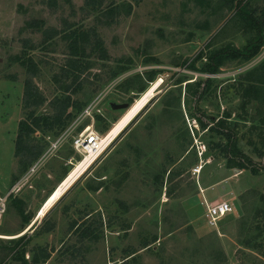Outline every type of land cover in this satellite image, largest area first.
<instances>
[{
    "label": "rangeland",
    "instance_id": "1",
    "mask_svg": "<svg viewBox=\"0 0 264 264\" xmlns=\"http://www.w3.org/2000/svg\"><path fill=\"white\" fill-rule=\"evenodd\" d=\"M90 2L0 0V192L28 172L29 149L47 152L62 139L0 223V264H264V168H228L234 156L218 124L225 120L261 167L264 105L243 106L240 85L264 61V47L215 71L220 52L242 50L255 35L240 4ZM246 4L264 21V0ZM159 79L156 96L35 223L83 160L74 138L88 128L108 134L127 113L108 104L132 108ZM27 83L42 101L32 96L26 105ZM97 101L93 118H83ZM23 120L34 133L16 156ZM221 200L233 210L214 227L204 203Z\"/></svg>",
    "mask_w": 264,
    "mask_h": 264
},
{
    "label": "trees",
    "instance_id": "2",
    "mask_svg": "<svg viewBox=\"0 0 264 264\" xmlns=\"http://www.w3.org/2000/svg\"><path fill=\"white\" fill-rule=\"evenodd\" d=\"M90 1L91 0H86V4L90 5L91 4ZM227 1L228 3L231 4L238 1L237 4H240L238 5L239 6L238 12L242 16L243 20H245L250 25L252 30L255 32V35L248 41L247 45L242 50L232 49L230 51L220 52L216 56L215 71L224 62L228 60H236L241 58L244 59L245 61H249L255 58L257 55H259L261 49L264 47V21H260V18L254 15V12L248 8L247 4L241 5V2H243L244 0H227ZM128 6H129L128 13H130L132 10V5H128ZM74 51H75L74 55L77 56L78 54L77 44H75L74 46ZM244 80L247 82V85H240L242 89L241 97L243 99V106L250 104L252 102L261 103L260 104L261 106L264 105V61L261 63V65L258 68L249 72ZM25 88L26 90L24 92V95L27 96V100L25 101L27 106H30V104L29 105L27 104L28 98L30 99L31 103L36 102V101H31L32 96L36 97V100L38 97H39V101L43 100L38 91H33L34 88L31 86L30 83H27ZM143 93L141 97L144 95ZM39 104H41V102L36 103V105ZM29 117L32 118L34 125H38L42 120L41 117H36L34 115H31ZM67 118H70V115H68ZM218 124L225 130L223 136L228 140L229 151L234 156L231 157V159H228V168L230 169L239 168L241 170H250L254 175L259 174L262 168H264V134L261 135L260 138V147L256 149L258 157L262 160L261 167H257L249 157H247L239 150L238 142H237L238 133L227 128L225 120L223 119H220ZM34 125L28 123L27 120H23L19 123V134L17 137L16 149H15L16 156L22 152L21 145L24 143V140L30 137L34 133V127H32ZM203 127L205 128L206 125H203ZM46 149L43 146L37 147L36 150L29 149V158L27 164H25V167L30 168L32 165H34L43 156V154L46 152ZM235 156L238 158V161H235L234 159ZM19 212L22 216L24 215V212L21 209H19ZM24 220L27 223L30 221L27 218H24ZM50 230L51 229H48L47 231ZM32 264H36V261H34Z\"/></svg>",
    "mask_w": 264,
    "mask_h": 264
},
{
    "label": "built area",
    "instance_id": "3",
    "mask_svg": "<svg viewBox=\"0 0 264 264\" xmlns=\"http://www.w3.org/2000/svg\"><path fill=\"white\" fill-rule=\"evenodd\" d=\"M99 101L91 103L82 115L83 118H93L94 112L97 110ZM88 132V133H87ZM62 139L51 143L50 148L44 154L43 158L32 165L28 172L22 176L15 184L7 189L6 192H0V223L7 216L12 200L18 196L25 188L31 187L30 182L32 177L36 174L38 169L43 163V159L53 153H55L60 147ZM72 148L80 155L83 159L95 155H100L106 148L103 147V136L96 131H85L74 138L72 142ZM194 174L200 173V168H195ZM208 220L211 226L216 227L218 221L231 213L233 208L228 201H217L208 203L205 201Z\"/></svg>",
    "mask_w": 264,
    "mask_h": 264
},
{
    "label": "bare ground",
    "instance_id": "4",
    "mask_svg": "<svg viewBox=\"0 0 264 264\" xmlns=\"http://www.w3.org/2000/svg\"><path fill=\"white\" fill-rule=\"evenodd\" d=\"M163 84V80L159 79L157 82L149 88L144 95L139 98L134 106L130 108L127 113L123 116V118L115 124L112 130L105 136H103V147L108 148L112 142L118 137V135L130 124V122L136 117L138 112L146 106L157 94L161 85ZM90 128L87 129L89 131ZM91 131V130H90ZM103 153V152H102ZM98 158V155L86 157L81 162H79L73 170L66 177L64 182L58 187L55 193L46 201L43 205L42 209L38 214V218L41 219L44 215L49 211L55 201L70 187L72 186L82 174L91 166V164ZM218 225V224H217ZM217 227V226H216ZM1 237V236H0Z\"/></svg>",
    "mask_w": 264,
    "mask_h": 264
},
{
    "label": "crops",
    "instance_id": "5",
    "mask_svg": "<svg viewBox=\"0 0 264 264\" xmlns=\"http://www.w3.org/2000/svg\"><path fill=\"white\" fill-rule=\"evenodd\" d=\"M113 127H114V126H113ZM113 127H112V128H113ZM111 130H112V129H111ZM111 130H110V131H111ZM110 131H109V132H110ZM47 162H48V161H47ZM42 164H43V163H42ZM46 164H47V163H46ZM51 164H52V163H49V164L46 165V166H45L44 164H43L44 166L41 165L40 168L38 169V171L36 172L37 175H36V174H35V175L38 176V177H41V176L43 175V173H44V170H48V168L51 166ZM43 168H44V169H43ZM32 179H33V178H32ZM65 179H66V178H65ZM65 179H64V180H65ZM64 180H63L62 182H64ZM62 182H61L59 185L57 184L58 186L56 185L57 188H55V190H53L52 194L47 198V200H48V199H49V198L55 193V191H56V190L58 189V187L62 184ZM31 185H33L32 182H31ZM32 188H34V186H33ZM32 188H31V189H32ZM68 189H69V188H68ZM68 189H67V190H68ZM67 190H66V191H67ZM66 191H65V192H66ZM65 192H64V193H65ZM64 193H63V194H64ZM63 194H62V195H63ZM62 195H61V196H62ZM59 198H60V197H59ZM47 200H46V201H47ZM46 201H45V203H46ZM42 207H43V206H42ZM42 207H41L40 209H42ZM39 212H40V210H39ZM38 214H39V213H38ZM45 215H46V214H45ZM45 215H44V216H45ZM38 217H39V216L37 215V216H36V219H34L35 223L38 222V221L40 220ZM34 221H33V223H34Z\"/></svg>",
    "mask_w": 264,
    "mask_h": 264
},
{
    "label": "water",
    "instance_id": "6",
    "mask_svg": "<svg viewBox=\"0 0 264 264\" xmlns=\"http://www.w3.org/2000/svg\"><path fill=\"white\" fill-rule=\"evenodd\" d=\"M108 106L113 109V110H124V111H128V109L130 108V105L127 103H123V104H116L113 102H110L108 104Z\"/></svg>",
    "mask_w": 264,
    "mask_h": 264
}]
</instances>
